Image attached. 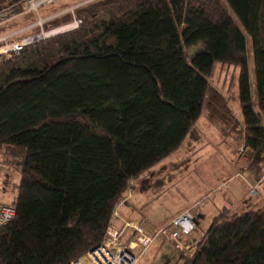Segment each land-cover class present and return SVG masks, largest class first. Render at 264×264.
<instances>
[{
	"label": "trees",
	"instance_id": "obj_1",
	"mask_svg": "<svg viewBox=\"0 0 264 264\" xmlns=\"http://www.w3.org/2000/svg\"><path fill=\"white\" fill-rule=\"evenodd\" d=\"M75 14L78 28L0 59V149L20 172L0 264H68L103 244L130 182L202 115L243 142L241 169L264 183V0H91ZM218 64L237 70L241 117L211 82ZM183 249L179 264H264V203L224 206Z\"/></svg>",
	"mask_w": 264,
	"mask_h": 264
},
{
	"label": "rangeland",
	"instance_id": "obj_2",
	"mask_svg": "<svg viewBox=\"0 0 264 264\" xmlns=\"http://www.w3.org/2000/svg\"><path fill=\"white\" fill-rule=\"evenodd\" d=\"M83 1L56 0L48 5L55 4L54 11L68 6L64 14L72 13L70 8L81 6ZM61 2L66 5L60 6ZM43 8L39 11L41 16ZM24 22H26L24 18H14L9 22V26L7 22L4 23L2 29L11 31ZM52 26L55 25L47 28ZM247 36L251 48V39L248 34ZM203 47L202 43L185 46L187 56L191 58ZM254 73L255 67L252 60L253 82L255 81ZM210 79L212 84L225 94L235 115L241 117L237 86L238 73L235 67L218 64ZM246 159L243 142L227 133L220 124L211 122L202 115L179 148L130 182L126 197L115 209V217L124 220V217L120 215L119 207L124 204L123 207L130 210L131 199L140 203L143 211L158 221L176 216L182 208L200 200L202 213L200 212L199 216V227L191 233L199 237L203 235V230L207 229L213 216L224 206L232 211L244 212L253 210L264 203V183H256L258 180L250 178L248 171L240 167L245 164ZM19 180L18 166L0 149L1 202L11 203L17 194ZM139 220L145 222L146 227L149 228L159 225L144 218ZM186 238L187 235H182L179 242L183 244ZM189 249L191 246L184 248L183 251H190ZM179 263L180 249L174 241L164 240L162 237L157 239L140 261V264Z\"/></svg>",
	"mask_w": 264,
	"mask_h": 264
},
{
	"label": "built area",
	"instance_id": "obj_3",
	"mask_svg": "<svg viewBox=\"0 0 264 264\" xmlns=\"http://www.w3.org/2000/svg\"><path fill=\"white\" fill-rule=\"evenodd\" d=\"M56 0H20L24 9L14 12L9 6L0 10V26L23 13H35L36 19L17 29L0 35V59L11 58L19 54L27 45L48 39L78 28L82 20L76 16L74 8L72 19L63 24L47 28L46 24L54 17H43L39 11L44 6ZM91 0H84L82 3ZM202 201L196 200L190 207L170 219L168 222L152 228L146 227L141 220L124 219L121 228L110 225L107 228V238L98 247L86 252L68 264H140L141 259L149 252L151 246L159 237L172 240L180 249L185 246L180 243L181 235H190L196 228L195 216L198 214ZM16 216V207L11 203L0 201V228ZM188 247V246H187Z\"/></svg>",
	"mask_w": 264,
	"mask_h": 264
},
{
	"label": "crops",
	"instance_id": "obj_4",
	"mask_svg": "<svg viewBox=\"0 0 264 264\" xmlns=\"http://www.w3.org/2000/svg\"><path fill=\"white\" fill-rule=\"evenodd\" d=\"M63 4H65L66 5V3H60V6H62ZM55 4H52V5H48L47 7H45V8H43L42 9V16H45V17H56V16H59V15H62L63 14V12H65V10L68 8V6H66V7H64V8H61V9H59V10H53V6H54ZM74 5V4H73ZM72 6V5H71ZM25 19L26 20V22H24V23H21V24H19L17 27H15V28H13V29H17V28H20V27H22V26H25V25H27L28 23H31V22H33L35 19H36V14H34V13H23V14H21V15H19V16H17L15 19ZM35 18V19H34ZM34 19V20H33ZM10 21H8L7 23H8V26H9V23ZM6 24V23H5ZM4 24V25H5ZM4 25H1V27H0V35L1 34H3V33H6V32H8L9 30H7V31H5L4 29H2V26H4ZM13 29H11V30H13ZM134 195H136V194H134ZM132 202H135L134 200H130V210L128 209V208H124L123 206H124V204H122L120 207H119V212L121 213L120 215H122V217H124V219H129V220H139V219H142V218H144V219H146V220H150L151 222H153V223H157V224H163L165 221H167V220H169L171 217H173V216H171V217H168V218H164V219H162V220H160V221H158V220H155L154 218H152V216L151 215H149V213H145L144 211H143V207L141 206V204L140 203H137V202H135V203H132ZM184 208H186V207H184ZM184 208H182V209H184ZM181 209V210H182ZM180 210V211H181ZM179 211V212H180ZM202 213V212H201ZM112 225L114 226V227H116V228H121L122 227V225H123V221H122V218H118V217H115L114 218V220H113V223H112ZM199 227V226H198ZM197 227V228H198ZM196 228V229H197ZM203 232H204V230H203ZM202 236V235H201ZM201 236H199V237H196V236H194V235H191L190 234V236L189 235H187V238H186V240H184V243H183V245L185 246V247H190V246H192L194 243H195V240L196 239H199ZM189 250H191V249H189Z\"/></svg>",
	"mask_w": 264,
	"mask_h": 264
},
{
	"label": "water",
	"instance_id": "obj_5",
	"mask_svg": "<svg viewBox=\"0 0 264 264\" xmlns=\"http://www.w3.org/2000/svg\"><path fill=\"white\" fill-rule=\"evenodd\" d=\"M263 156H264V153H263Z\"/></svg>",
	"mask_w": 264,
	"mask_h": 264
}]
</instances>
